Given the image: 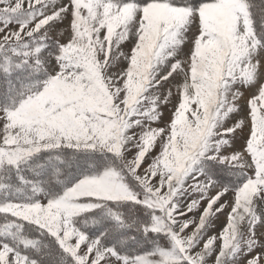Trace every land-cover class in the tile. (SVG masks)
<instances>
[{"label":"snow or ice","instance_id":"snow-or-ice-1","mask_svg":"<svg viewBox=\"0 0 264 264\" xmlns=\"http://www.w3.org/2000/svg\"><path fill=\"white\" fill-rule=\"evenodd\" d=\"M0 264H264V0H0Z\"/></svg>","mask_w":264,"mask_h":264},{"label":"rangeland","instance_id":"rangeland-1","mask_svg":"<svg viewBox=\"0 0 264 264\" xmlns=\"http://www.w3.org/2000/svg\"><path fill=\"white\" fill-rule=\"evenodd\" d=\"M167 115H168V113H167V111H166V113H165L166 118H167ZM221 220H223V217H221Z\"/></svg>","mask_w":264,"mask_h":264}]
</instances>
